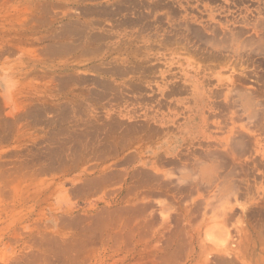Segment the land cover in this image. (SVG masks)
I'll return each mask as SVG.
<instances>
[{"label": "rangeland", "instance_id": "rangeland-1", "mask_svg": "<svg viewBox=\"0 0 264 264\" xmlns=\"http://www.w3.org/2000/svg\"><path fill=\"white\" fill-rule=\"evenodd\" d=\"M0 264H264V0H0Z\"/></svg>", "mask_w": 264, "mask_h": 264}, {"label": "bare ground", "instance_id": "bare-ground-1", "mask_svg": "<svg viewBox=\"0 0 264 264\" xmlns=\"http://www.w3.org/2000/svg\"><path fill=\"white\" fill-rule=\"evenodd\" d=\"M89 181V180H88ZM79 191H81V190H79Z\"/></svg>", "mask_w": 264, "mask_h": 264}]
</instances>
